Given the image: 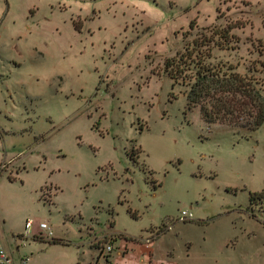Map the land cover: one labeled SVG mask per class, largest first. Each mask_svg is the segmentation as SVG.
Listing matches in <instances>:
<instances>
[{"label":"rangeland","instance_id":"rangeland-1","mask_svg":"<svg viewBox=\"0 0 264 264\" xmlns=\"http://www.w3.org/2000/svg\"><path fill=\"white\" fill-rule=\"evenodd\" d=\"M178 51L264 96V0H0V242L16 264L40 248L21 246L29 219L68 245L28 264H71L109 234L159 237L164 264H264V125L188 108L194 79L165 68ZM142 245L118 264H144Z\"/></svg>","mask_w":264,"mask_h":264},{"label":"trees","instance_id":"trees-1","mask_svg":"<svg viewBox=\"0 0 264 264\" xmlns=\"http://www.w3.org/2000/svg\"><path fill=\"white\" fill-rule=\"evenodd\" d=\"M190 27H193V22ZM222 34L224 37L229 36L226 31ZM192 55L189 53L186 56L178 51L175 57L167 58L165 61V68L173 80V85L178 83L179 79L183 81L194 79V82L188 83L191 85L186 95L188 108L199 105L201 116L207 124L216 122L234 124L245 127L249 131L257 130L264 125V96L258 80L238 72H225L224 77H221L220 71L213 70L212 67L209 68L198 60L195 65L200 64V67L198 70H193L191 68L194 62ZM204 89L205 92H203ZM203 96L215 100V103H210V115L209 108L200 102ZM243 114L252 119L241 123L240 118L244 119ZM129 155L134 158L133 153L130 152ZM258 198H264V191L251 193L252 203ZM49 241L63 243V240L58 238H51Z\"/></svg>","mask_w":264,"mask_h":264},{"label":"crops","instance_id":"crops-1","mask_svg":"<svg viewBox=\"0 0 264 264\" xmlns=\"http://www.w3.org/2000/svg\"><path fill=\"white\" fill-rule=\"evenodd\" d=\"M41 192H42V188H41ZM51 203L53 204V199H52ZM192 219H194V217ZM41 222H45V221H41ZM34 225H35V222L33 220V226ZM47 227L48 228L44 229L42 232L41 229L39 228V224H38L35 227V230H37V232H35V233L29 232L28 229H26L27 233H20L19 234L20 241L23 242V244L21 246L24 247L25 245H30V242L33 241L36 244L38 243L40 248L36 251V253H31L30 256L29 255H23L18 251L17 254L19 256H18L17 261H16L17 263L28 264L32 258H34L38 255H42L45 251L50 249L52 246H56V245L67 246L68 245V244H63V243H61V244L51 243L49 240L51 238H56L57 236H55L53 228L48 223H47ZM49 231L52 232L51 235H48ZM111 233L113 234V232H111ZM113 235H116V234L114 233ZM158 239H159V237L152 242V245L150 248L146 247L145 252L141 255L140 261L142 263L146 264L148 261L150 264H155V263L156 264H164V263H161L158 259H156L155 255H154V246H155V243ZM124 240H125V243H124ZM131 241H133V242H131ZM138 241L139 242H137V239L133 240L132 237H126L124 235H121L120 237L114 236L113 237V243H114L115 249H114V252L112 253L113 264H118V261L122 257H124L126 253L131 252L132 250L134 251V253L139 251L143 247V245H142L143 242H141V240H138ZM136 243H138V244H136ZM0 245L3 246V243L0 242ZM125 246L127 249L125 251H123ZM129 249H130V251H129ZM77 250H78L77 251V259H75L76 261H74L71 264H95V258L97 255V250L95 249V247L92 244L88 245L85 242L81 241L78 243ZM134 253H130V256ZM11 256H12V254H11ZM14 260H15V258H14ZM168 262L170 263L171 261H168Z\"/></svg>","mask_w":264,"mask_h":264},{"label":"built area","instance_id":"built-area-1","mask_svg":"<svg viewBox=\"0 0 264 264\" xmlns=\"http://www.w3.org/2000/svg\"><path fill=\"white\" fill-rule=\"evenodd\" d=\"M181 215L178 217L180 220H186V219H192L193 213L189 210H182ZM33 226V220L29 219L26 221L25 227L26 229H29ZM39 228L43 232L44 229L48 228L46 222H40ZM52 232L49 231L48 235H51ZM153 236L150 234L147 237H141L140 240L145 244L147 248H150L153 242ZM109 238L108 240H106ZM93 245L97 246L99 249L102 250V256H101V264H113L112 259V253L114 252V243L112 236L105 235L101 237H96L93 242ZM104 262V263H103ZM0 264H16L14 259L11 257V255L8 253V251L0 245Z\"/></svg>","mask_w":264,"mask_h":264}]
</instances>
